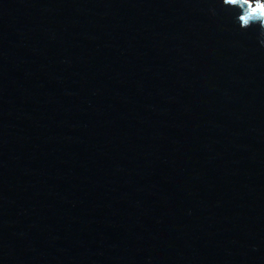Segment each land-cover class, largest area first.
Instances as JSON below:
<instances>
[{
  "label": "water",
  "instance_id": "obj_1",
  "mask_svg": "<svg viewBox=\"0 0 264 264\" xmlns=\"http://www.w3.org/2000/svg\"><path fill=\"white\" fill-rule=\"evenodd\" d=\"M223 0H0V264H264V46Z\"/></svg>",
  "mask_w": 264,
  "mask_h": 264
},
{
  "label": "clouds",
  "instance_id": "obj_2",
  "mask_svg": "<svg viewBox=\"0 0 264 264\" xmlns=\"http://www.w3.org/2000/svg\"><path fill=\"white\" fill-rule=\"evenodd\" d=\"M223 5L238 8L235 20L241 28L259 26V42L264 46V0H223Z\"/></svg>",
  "mask_w": 264,
  "mask_h": 264
}]
</instances>
